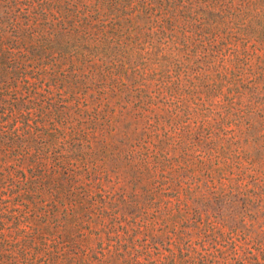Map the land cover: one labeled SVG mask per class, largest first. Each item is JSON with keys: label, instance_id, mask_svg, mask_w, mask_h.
<instances>
[{"label": "trees", "instance_id": "obj_1", "mask_svg": "<svg viewBox=\"0 0 264 264\" xmlns=\"http://www.w3.org/2000/svg\"><path fill=\"white\" fill-rule=\"evenodd\" d=\"M261 133L264 0H0V264H264Z\"/></svg>", "mask_w": 264, "mask_h": 264}, {"label": "rangeland", "instance_id": "obj_2", "mask_svg": "<svg viewBox=\"0 0 264 264\" xmlns=\"http://www.w3.org/2000/svg\"><path fill=\"white\" fill-rule=\"evenodd\" d=\"M263 134L264 133H261V136ZM256 138H257V136L248 138L247 136L243 135L242 137H239L238 139H236L237 141L241 140V144L236 145V146L234 145L233 148L236 149L239 146L240 150L244 151L245 153H250L251 155L260 156V157L264 158V141L262 140L264 138H262L260 140V143H258V144L255 143ZM191 168L196 170V173L194 175L197 177L204 176L206 173V171L201 170V166H199V165H191ZM253 168L255 170L258 169L259 171L262 172L259 175H258V173L256 174L258 177L264 176V174H263L264 173V165H254ZM246 222L249 223V219H246Z\"/></svg>", "mask_w": 264, "mask_h": 264}]
</instances>
